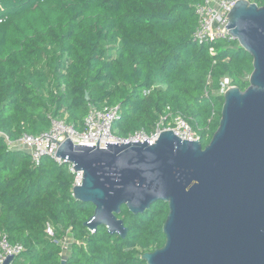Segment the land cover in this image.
Masks as SVG:
<instances>
[{
	"label": "trees",
	"instance_id": "16d2710c",
	"mask_svg": "<svg viewBox=\"0 0 264 264\" xmlns=\"http://www.w3.org/2000/svg\"><path fill=\"white\" fill-rule=\"evenodd\" d=\"M202 1L0 0V235L23 248L12 264H60L64 255L65 264H147L141 255L164 245L166 202L136 214L122 205L125 238L89 229L94 205L73 197L67 164L44 156L36 165L8 141L40 134L51 118L82 131L91 106H118L112 133L127 138L151 131L169 107L205 147L223 78L244 90L253 57L238 41L192 38ZM65 238L68 249L57 243Z\"/></svg>",
	"mask_w": 264,
	"mask_h": 264
},
{
	"label": "water",
	"instance_id": "95a60500",
	"mask_svg": "<svg viewBox=\"0 0 264 264\" xmlns=\"http://www.w3.org/2000/svg\"><path fill=\"white\" fill-rule=\"evenodd\" d=\"M226 18L253 70L244 90L230 86L223 94L205 147L166 130L153 145L143 139L101 148L66 138L56 152L82 172L72 195L94 205L89 229L103 225L125 238L122 205L136 214L156 200L168 204L165 243L141 255L147 264H264V6L237 0ZM14 259L8 254L0 264Z\"/></svg>",
	"mask_w": 264,
	"mask_h": 264
},
{
	"label": "built area",
	"instance_id": "2783aa9c",
	"mask_svg": "<svg viewBox=\"0 0 264 264\" xmlns=\"http://www.w3.org/2000/svg\"><path fill=\"white\" fill-rule=\"evenodd\" d=\"M236 1L203 0L196 4L195 14L198 22L192 33V38L198 42H211L217 39L237 41L228 32L229 28H226V24L229 22L226 16ZM230 86V79L224 77L219 93L223 95ZM148 92L146 91V93ZM118 108V106H111L97 109L91 106L84 117L82 131L77 130L64 119L51 118L50 127L47 130L40 134L23 133L19 139L8 141V144L10 148L27 151L36 165L44 156H49L59 165L67 164L69 171L74 174L72 193V188L81 184L82 172L75 171L72 163L56 155L59 143L66 138L71 139L75 145H96L98 141V146L101 148L105 147V142L125 143L137 140L143 142V139H146L149 145H153L162 131L172 130L181 140L199 141V136L192 130L185 118L179 113H172L169 107L165 108V114L161 115L151 131L140 129L131 133L127 138H119L112 133V123L118 115ZM48 233L52 235L49 228ZM57 243L63 249H68L71 241L65 238L57 240ZM22 249L20 244L9 243L6 235H0V262L8 254L18 255Z\"/></svg>",
	"mask_w": 264,
	"mask_h": 264
}]
</instances>
